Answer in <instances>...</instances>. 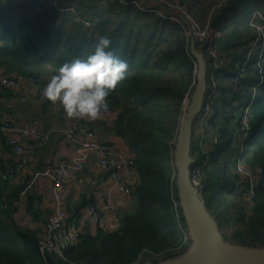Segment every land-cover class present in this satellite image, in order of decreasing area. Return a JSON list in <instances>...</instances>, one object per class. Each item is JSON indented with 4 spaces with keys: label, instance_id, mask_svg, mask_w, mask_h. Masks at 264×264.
<instances>
[{
    "label": "trees",
    "instance_id": "obj_1",
    "mask_svg": "<svg viewBox=\"0 0 264 264\" xmlns=\"http://www.w3.org/2000/svg\"><path fill=\"white\" fill-rule=\"evenodd\" d=\"M57 1L59 7L52 11L38 3H24L17 12L14 0H0V66L42 82L62 64L91 54L101 36L112 40L110 49L128 62L127 76L109 97V105L118 111L112 131L133 157L137 176L132 188L133 210L119 214L117 231L82 233L77 244L63 249L62 256L43 257L38 232L20 227L12 216L13 202L25 184L9 189L2 179L7 161L0 160V264H134L142 254H161L164 260L178 257L187 251L189 242H183L176 223L172 199L178 198L170 142L178 131L182 101L194 77L181 30L112 2L117 8L116 20L93 13L95 7L90 0ZM72 6L76 9L72 17L58 22L62 17L58 10ZM255 11L264 15V0H227L211 17V28L225 31L218 42L232 62L216 75L221 94L215 105L210 104L212 117L204 126L207 134L209 127L216 129L217 142L205 152L210 137L200 138L195 132L190 152L195 160L191 170L201 173L200 192L207 210L219 231L233 229L230 234L223 233L224 240L264 247V61L260 75L256 67L260 51L247 60L243 53L255 37L250 26ZM75 17L92 25L85 27L74 21ZM242 45L239 52L230 53ZM260 53L264 59V45ZM235 62L244 66L246 75L231 92V86L221 83H229L238 73ZM251 65H255L254 70ZM229 91L232 95L227 98ZM7 94L0 90V96ZM227 106L231 113L226 112ZM246 109L248 121L244 127ZM239 157L252 169L262 170L251 204L235 192L239 178L230 169ZM87 203L76 206L74 214ZM26 209L34 220L39 219L32 198ZM178 213L185 231L180 209Z\"/></svg>",
    "mask_w": 264,
    "mask_h": 264
},
{
    "label": "built area",
    "instance_id": "obj_2",
    "mask_svg": "<svg viewBox=\"0 0 264 264\" xmlns=\"http://www.w3.org/2000/svg\"><path fill=\"white\" fill-rule=\"evenodd\" d=\"M120 7H131L139 12L148 14L155 19L179 26L182 37L185 40L188 55L191 57L194 67V77L191 90L184 96L182 101V111L190 101L191 91L196 84L197 64L190 53L191 44L195 45L197 51H202L207 65L208 91L206 103L200 116L211 117L212 108L210 104L217 101L221 91L216 75L225 69L231 60L221 51L218 42L219 32L211 28V14L205 18L204 23L195 18L188 7L178 1L172 0H108ZM227 0H222L224 4ZM222 6V5H221ZM72 10V8H70ZM264 15L255 11L250 20V26L255 30L256 36L248 49L261 52L264 45ZM89 25L88 22L81 21ZM259 52L256 67L261 75V64L263 58ZM235 68L240 73V79L245 75L244 66L238 62L234 63ZM56 73V72H55ZM54 73V74H55ZM53 75V74H52ZM52 75L43 78L42 82L33 76L12 72L0 66V90L10 92L18 102L26 103L30 98H36L48 106L63 110L59 104H53L42 96L43 87ZM118 111L109 106L101 116V121L107 127H113L117 121ZM77 121L87 119L75 118ZM247 109L243 119L244 127L247 126ZM195 133V126H194ZM64 140L73 148L74 154L67 159H53L47 162L43 168L36 173V178H44L50 186L49 205L51 213L47 221L40 226L38 248L40 254L62 256V251L68 246L79 242L80 234L83 232L78 226L88 224L89 234L94 235L98 230L104 232L117 231L120 221L117 217L116 196L123 199L124 204L132 201V188L126 183L125 172L136 174L134 169L133 157L126 148H122L112 142H101L94 130L87 127H69L62 131ZM6 138L9 150L14 158L15 170L8 175L10 179L18 177L26 172V168L35 152L40 150L48 141V134L43 133L39 128V122L35 119H20L16 122L11 114L5 109L0 111V138ZM175 138L170 142V161L173 166ZM91 167L105 175L103 182L94 186V201L80 208L73 218L69 219L65 208L68 185L80 176L83 171ZM235 174L239 178L238 194L249 204L255 198V188L259 178L262 176L260 168L252 169L239 158L235 164ZM174 168V166H173ZM175 171V170H174ZM195 170L191 171L193 184L201 190V181L194 175ZM176 177V173H175ZM28 186L20 190L17 198L13 202L14 215L19 217L24 214L27 204ZM173 201L176 223L182 231L183 242H188L187 229H182L180 214L178 213L179 202Z\"/></svg>",
    "mask_w": 264,
    "mask_h": 264
},
{
    "label": "crops",
    "instance_id": "obj_3",
    "mask_svg": "<svg viewBox=\"0 0 264 264\" xmlns=\"http://www.w3.org/2000/svg\"><path fill=\"white\" fill-rule=\"evenodd\" d=\"M7 93L9 94L0 96L1 109L8 111L16 122L20 121L22 118L38 120L40 130L49 136L46 144L33 154L26 168V172L21 173L14 179L8 177L16 167L14 158L9 150L6 138L2 137L3 140L0 138V160L7 161V166L5 168L6 173L3 174L2 179L8 183L9 189L19 184H25L26 187L28 186L26 206L29 203V199L32 198L34 202V211H36L39 219L34 220L32 215L27 212L26 207L23 215L17 217L13 214L12 216L17 225L22 228L36 231L39 234L40 226L47 221L51 213L49 205L50 186L44 178H36V173L39 172L47 162L53 159H67L74 154L73 148L63 138L62 131L64 129L84 126L94 130L97 138L101 142H112L122 146L123 149H128L124 142L114 135L112 127L109 128L105 126L100 118L96 120L87 119L82 122L77 121L75 118L67 117L64 110L54 109L46 103L38 101L36 98L32 97L26 103H20L13 94L10 92ZM124 175L126 177V183L133 188L137 183L136 174L125 172ZM104 179V174H101L94 168L87 167L80 176L68 185L65 208L70 220H73L76 216L77 213L74 214L75 207L82 203V201H87L89 203L94 201V186L97 183L103 182ZM115 199L118 217L120 213L126 211L128 207H131L132 201L124 204L120 196H116ZM78 226L83 234L89 232L90 227L88 224L81 227L80 223H78Z\"/></svg>",
    "mask_w": 264,
    "mask_h": 264
},
{
    "label": "water",
    "instance_id": "obj_4",
    "mask_svg": "<svg viewBox=\"0 0 264 264\" xmlns=\"http://www.w3.org/2000/svg\"><path fill=\"white\" fill-rule=\"evenodd\" d=\"M190 53L197 64L196 84L188 105L179 116L173 154L175 185L179 208L188 233L189 247L178 257L147 264H264V247H243L228 244L216 220L207 210L200 189L191 180V144L196 119L202 113L208 91L207 65L202 51L191 44Z\"/></svg>",
    "mask_w": 264,
    "mask_h": 264
},
{
    "label": "clouds",
    "instance_id": "obj_5",
    "mask_svg": "<svg viewBox=\"0 0 264 264\" xmlns=\"http://www.w3.org/2000/svg\"><path fill=\"white\" fill-rule=\"evenodd\" d=\"M111 44L109 37L101 36L91 54L62 64L43 87V98L59 104L69 118H101L128 69V62L110 49Z\"/></svg>",
    "mask_w": 264,
    "mask_h": 264
},
{
    "label": "rangeland",
    "instance_id": "obj_6",
    "mask_svg": "<svg viewBox=\"0 0 264 264\" xmlns=\"http://www.w3.org/2000/svg\"><path fill=\"white\" fill-rule=\"evenodd\" d=\"M172 1H178L181 4H184L194 14L195 18L198 19L199 21H202L203 23L205 21V18L208 17V15L211 14V17L215 16L216 13H218L219 9L222 7L221 5H223L222 4V0H172ZM90 2H93V6L95 7V9L92 11L93 13L96 12V13H100V14H105L106 18H108L110 20H116L117 19V17L115 16V14L117 13V8L112 6L108 0H90ZM24 3L26 5H30V6L31 5L32 6H36V4L38 3V4H41V5L45 6L48 11H52V9H55L56 7H59V2L57 0H14V5L16 6L15 10L18 12L20 10L21 5L24 4ZM85 5L88 6V3H86ZM70 8H72V10H70ZM58 11H59L58 13L60 14V16H62L58 20V22H62V20H64V18H68V19L71 18L72 14H74L76 12V9H75V6L74 7L72 6V7L66 8L64 10L59 9ZM138 20H140V19H138ZM74 21L81 22V21H85V20H80L78 17H75ZM85 22L89 23V25H86V24L83 23L85 25V27H90L92 25V22H89V21H85ZM67 24H68V21H67ZM251 29H252L251 32L254 34V36H256L255 30L253 29V27H251ZM224 33H225V31L219 32L218 33L219 34L218 35L219 38ZM250 44H251V42L248 43L247 47H249ZM239 47L240 46L232 48L230 50V53L231 52H235V51L239 52L243 48V45L240 48ZM258 52L252 51L250 49H247V50L245 49V52H243V53L245 54V58L247 60L252 55H255V54L257 55ZM224 54H225V52H224ZM229 60H231V58H229ZM262 60L264 61V59H262ZM250 68H251V70H254L255 65H251ZM248 72L249 71H247V73ZM239 77H240V73L238 72V73H236L235 75H233L231 77V79L229 80L230 81L229 83H227L226 80H225L221 84L224 85V86H226L228 84L227 86H231V89H232L231 92H234V91H236L238 89V85L241 83ZM229 92L226 94L225 97L228 98V97H230L232 95V93L230 92V94H229ZM215 103L216 102H214L212 105H215ZM225 109H226L227 113H231L232 112L231 107H229V106H227ZM206 114H208V113L205 112L203 115H201V117H199V120H198V122L195 125V132L197 134L196 136H199L200 138H205L207 136L210 137L211 143L209 144V147H207V149H205V152H207V151L210 152L212 150V145L217 142V137L214 134V132L216 131V129H214V128L209 127V131L207 130L208 134L205 132L204 126L207 124L208 119H209L208 117H203ZM219 118H222V116L219 117ZM169 157H170V154H169ZM239 158H237V159H235L233 161V164H232L231 169H230V171L232 173H234V174H235V167L234 166H235V164H236V162H237V160ZM194 175L196 177H199L200 181H201V173H200V171L198 169L195 170ZM175 179H176V177H175ZM235 192H237V190H235ZM218 194H221V191ZM132 210H133V206L131 205V207H128L127 211H132ZM232 231H233V229H228L227 230V229L223 228L220 231V233L223 236V233L226 232L227 234L228 233L230 234ZM225 241L228 244L235 245L228 239L225 240ZM235 246H241V245H235ZM243 247H249V246H243ZM255 248H261V247L257 246ZM162 261H164V257L161 254L160 255H155L154 254V255H151V256H148L146 254H142L139 257L138 261L135 262L134 264H142V263L143 264H147L149 262L150 263H159V262H162Z\"/></svg>",
    "mask_w": 264,
    "mask_h": 264
}]
</instances>
